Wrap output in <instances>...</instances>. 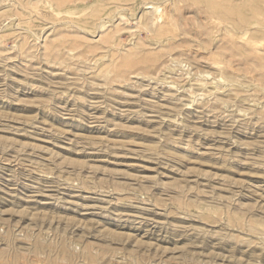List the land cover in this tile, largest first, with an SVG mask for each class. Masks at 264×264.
Segmentation results:
<instances>
[{"label": "rangeland", "instance_id": "obj_1", "mask_svg": "<svg viewBox=\"0 0 264 264\" xmlns=\"http://www.w3.org/2000/svg\"><path fill=\"white\" fill-rule=\"evenodd\" d=\"M0 264H264V0H0Z\"/></svg>", "mask_w": 264, "mask_h": 264}]
</instances>
